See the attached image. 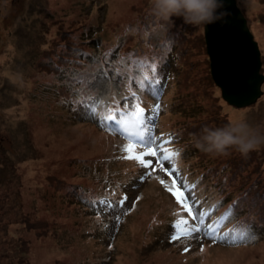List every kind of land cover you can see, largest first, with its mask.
Here are the masks:
<instances>
[{
	"label": "rangeland",
	"instance_id": "rangeland-1",
	"mask_svg": "<svg viewBox=\"0 0 264 264\" xmlns=\"http://www.w3.org/2000/svg\"><path fill=\"white\" fill-rule=\"evenodd\" d=\"M237 5L258 43L264 74V0H237ZM68 23L83 28L71 32ZM58 31L79 36L65 49L75 46L87 56H103V67L113 69L132 64L131 57L139 63L160 37L175 36L183 73L171 83L173 97L176 91L187 93L198 76L205 90L212 75L204 26L179 18L165 24L150 11V0H0V264H264V231L225 248L206 246L207 237H200L203 249L196 247L198 238L176 236L165 243L168 215L161 212L154 226L146 217L137 219L158 196L150 182L140 190L152 188V194L118 229L105 231L106 222L76 207L81 172L97 156V134L88 123L77 122L83 110L72 111L62 96L60 70H70V53L64 49L65 58L43 57ZM220 90L212 88V96L198 101L201 90L194 99L205 106L213 96L222 97L233 123L246 122L264 133V84L258 101L243 108L227 103ZM166 110L171 111L166 120L185 116L177 107ZM257 149L264 155V145Z\"/></svg>",
	"mask_w": 264,
	"mask_h": 264
},
{
	"label": "trees",
	"instance_id": "trees-1",
	"mask_svg": "<svg viewBox=\"0 0 264 264\" xmlns=\"http://www.w3.org/2000/svg\"><path fill=\"white\" fill-rule=\"evenodd\" d=\"M68 25L71 32L83 28L76 24ZM53 41L51 46L45 49L43 57L54 60L65 58L64 51L70 53V70H60L64 73L62 86H65V93L62 96L67 100L69 109L83 110V120L77 122L88 123L92 133L97 134L94 144V148L98 149L97 156L91 158L92 167L80 171L82 184L73 196L80 211L87 212L94 221L96 219L97 222H106L105 231L111 226L118 229L123 220L134 215L137 205L147 200L145 196L152 194V188L147 191L140 190L150 182L156 186L158 196L150 200L146 212L141 213L137 219L146 217L153 225L159 220L161 212L168 215L169 221L163 236V241H167V244L178 236L180 240L186 238L193 241L198 238L200 244L196 247L199 249L204 248L201 242L205 237L208 238L205 239L206 246H239L238 241L231 243L213 239L211 234L205 235L204 230L208 225L218 227L220 236L227 235L234 228L245 226L250 230L251 240L256 237L255 234L264 231L263 152L254 150L247 158L235 152L217 157L207 155L195 147L193 133H198L204 126L219 127L233 123L235 116L233 117L232 113L230 115L229 110L221 104L222 97L213 96V102L205 106L195 101L194 97L196 98L201 90L204 93L198 101L208 99L211 95L210 89H219L211 73L205 90L201 84V76L200 82H196L198 76L194 79V84L186 89L187 93L180 90L176 91L177 97L170 95L171 83L177 82L178 77L180 79V71L183 73L179 68V61L177 63V55L179 60L181 55L175 36L160 37L156 45H152H155V50L141 55L139 63L131 57L132 64L127 62L124 67L120 64L117 69L103 67L106 64L103 56H87L82 49L75 46L72 47L73 50L65 49L79 41L78 35L71 37L58 31ZM205 50L207 52L206 40ZM110 55L114 56L115 52L112 51ZM146 77H155L156 82L147 91H142L137 82ZM169 96L173 98L168 100ZM125 97L128 98L127 101ZM126 104L129 108L135 104L137 110L143 108L144 115L151 118V133L159 138L158 143L178 155L172 157L170 162L158 161V157L145 155L147 149L135 143L138 128L134 121L129 120L128 131H123L114 130V121L104 120V117L117 107L125 109ZM169 107H177L180 114L185 116L179 118L178 112L175 113L178 116H174V121L166 120V114L171 112L166 110ZM109 137L115 142L109 140ZM155 150L158 155L162 154L161 149ZM141 160L148 166H143ZM86 173L89 175L85 177ZM185 185L191 192H185L181 199L188 198L189 207L193 208L192 213L173 195L177 188L184 191ZM104 198L108 200L106 205L99 203V200ZM149 208H152L154 213H150ZM196 212H199V218L193 220L192 216ZM226 214L227 219H224ZM182 220H186L188 224L181 223ZM194 224L200 227V231L187 234ZM150 232H153V227Z\"/></svg>",
	"mask_w": 264,
	"mask_h": 264
},
{
	"label": "water",
	"instance_id": "water-1",
	"mask_svg": "<svg viewBox=\"0 0 264 264\" xmlns=\"http://www.w3.org/2000/svg\"><path fill=\"white\" fill-rule=\"evenodd\" d=\"M224 21L204 26L212 76L223 99L243 108L263 95L261 52L237 0H224Z\"/></svg>",
	"mask_w": 264,
	"mask_h": 264
},
{
	"label": "clouds",
	"instance_id": "clouds-1",
	"mask_svg": "<svg viewBox=\"0 0 264 264\" xmlns=\"http://www.w3.org/2000/svg\"><path fill=\"white\" fill-rule=\"evenodd\" d=\"M224 0H150V11L165 24L173 18L200 27L224 21L228 13L222 11ZM195 137V147L210 156H228L233 152L243 158L261 145L264 133L246 122L226 123L219 127L204 126Z\"/></svg>",
	"mask_w": 264,
	"mask_h": 264
},
{
	"label": "snow or ice",
	"instance_id": "snow-or-ice-1",
	"mask_svg": "<svg viewBox=\"0 0 264 264\" xmlns=\"http://www.w3.org/2000/svg\"><path fill=\"white\" fill-rule=\"evenodd\" d=\"M152 70L153 72L155 71L154 67ZM155 82H156L155 77L151 79L146 77L143 81L137 82V84L142 91H147ZM127 99L128 98L125 97L126 101ZM133 99H135V97H133ZM150 119H151L150 117L144 115V109L139 108L137 110V106L135 104H133L131 108H129L127 104L125 105V109H119L117 107L115 111L110 112L109 115L104 117V120H111L115 122L116 129L114 130L122 129L123 131H128L127 122L129 120L134 121L135 126L138 128V132L135 135V143H137L138 145H142L145 149H147L145 155L151 157H158V161L170 162L172 160V157L177 156L178 153L169 152L166 148L163 147L161 143H158L159 138L151 133V128L153 125L150 123ZM155 149H161L162 154L158 155V152ZM137 159H139V157H137ZM140 162L143 166L146 167L148 166V164H145L144 161L141 160ZM148 163L150 164L151 162L149 161ZM172 167L173 168L175 167L174 164L172 165ZM169 175H171V173H169ZM175 183L176 181L174 179L173 184ZM192 187H194V185ZM169 191H173V190L169 189ZM185 192H189V193L191 192V189L188 188V186L186 185L184 191H181L179 188H177L175 191H173V195L176 197L178 202H180L185 208L188 209L190 213H192L193 208L189 207L188 198L185 197L183 200L181 199L182 197H184ZM99 203L106 205L108 203V200L107 198H104L99 200ZM234 209H235V204L233 205V210ZM199 215H200L199 212H196V214L192 216V219L197 220L199 218ZM227 216L228 214L225 215L224 219H227ZM181 223L185 225L188 224L186 220H182ZM199 231H200V227L194 224L189 228L187 234L191 235L193 232H199ZM204 234L205 235L211 234V237L213 239H222L231 243H236L237 241L250 242V240L252 239L250 230L245 226L234 228L230 230V232L227 235L220 236L218 227H214L213 225H208L207 228L204 230Z\"/></svg>",
	"mask_w": 264,
	"mask_h": 264
}]
</instances>
